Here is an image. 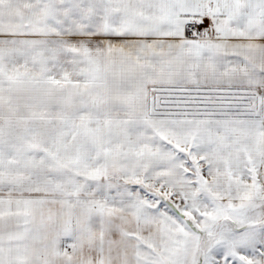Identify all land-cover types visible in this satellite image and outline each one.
I'll return each mask as SVG.
<instances>
[{"label":"snow or ice","instance_id":"1","mask_svg":"<svg viewBox=\"0 0 264 264\" xmlns=\"http://www.w3.org/2000/svg\"><path fill=\"white\" fill-rule=\"evenodd\" d=\"M0 264H264V0H0Z\"/></svg>","mask_w":264,"mask_h":264}]
</instances>
